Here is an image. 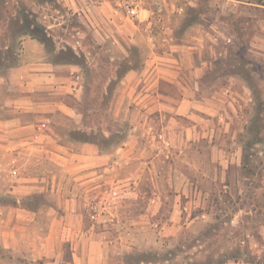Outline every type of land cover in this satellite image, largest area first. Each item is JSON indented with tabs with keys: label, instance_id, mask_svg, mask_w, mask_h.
<instances>
[{
	"label": "rangeland",
	"instance_id": "1",
	"mask_svg": "<svg viewBox=\"0 0 264 264\" xmlns=\"http://www.w3.org/2000/svg\"><path fill=\"white\" fill-rule=\"evenodd\" d=\"M112 3L0 0V75L21 63L24 38L39 36L68 84L33 95L53 101L44 120L67 159L21 153V174L46 178V195L26 204L64 212L77 197L110 264H264V0H168L183 8L168 31ZM197 61L202 87L189 70ZM236 73L254 93L241 78L230 86ZM55 216L46 210L27 231L39 238Z\"/></svg>",
	"mask_w": 264,
	"mask_h": 264
},
{
	"label": "crops",
	"instance_id": "2",
	"mask_svg": "<svg viewBox=\"0 0 264 264\" xmlns=\"http://www.w3.org/2000/svg\"><path fill=\"white\" fill-rule=\"evenodd\" d=\"M171 6L176 5L168 3V13L160 23L164 29L168 27L167 18L170 13L175 12V8ZM176 7L179 11L183 10ZM147 13L149 14L144 11L139 21H147L150 25ZM198 23L193 21L188 24L184 32L189 34L190 29H196ZM168 30L169 28L166 29ZM22 43L24 53L21 63L8 69L6 75H0V83L11 84L7 92L0 88V166L4 163L9 165L11 172L8 178L0 174V264H110L106 258L104 241L88 235L85 231L84 214L78 209L77 197L66 199L64 212L53 206L43 208L42 205L26 204L36 195L45 194L43 184L46 178L23 176L20 170L21 153L28 148L32 149L34 155L52 152L57 161L62 159L63 162L67 159L62 154L63 150L61 151L66 146L57 140L55 130L44 120L47 118L45 112L49 111L47 108L53 105V101L33 95L52 84H61L63 87H68V84L61 83L64 81L59 75L62 65L46 58L45 46L39 39L29 36ZM186 46L188 51H191L190 48L194 51L202 50L198 45ZM190 67V72L196 77L197 86L202 87L204 62L197 61ZM230 78L231 87L241 78L242 86L254 93L252 85L241 73L231 75ZM187 101L192 102V99L186 94L182 98V107ZM28 111L35 113L34 119L29 120ZM79 165L75 163L73 167ZM46 210L56 216L50 218L46 233L35 238L27 230L31 225L40 222L39 217ZM62 236L70 242V261H66L62 255Z\"/></svg>",
	"mask_w": 264,
	"mask_h": 264
},
{
	"label": "built area",
	"instance_id": "3",
	"mask_svg": "<svg viewBox=\"0 0 264 264\" xmlns=\"http://www.w3.org/2000/svg\"><path fill=\"white\" fill-rule=\"evenodd\" d=\"M148 3L153 4L151 9L147 7ZM112 4L117 12L125 14L133 22L141 20L142 13L148 11L150 25L163 22L168 13V0H113ZM174 8V11L179 10L176 6Z\"/></svg>",
	"mask_w": 264,
	"mask_h": 264
},
{
	"label": "trees",
	"instance_id": "4",
	"mask_svg": "<svg viewBox=\"0 0 264 264\" xmlns=\"http://www.w3.org/2000/svg\"><path fill=\"white\" fill-rule=\"evenodd\" d=\"M34 38H35V36H33ZM37 39H39V40H41L43 43H45V39H43L42 37H36ZM138 255V254H137ZM137 255H133V257H135L136 258V260L137 261H139V262H145V261H150V262H153L152 260H150V257L149 258H140V257H137ZM150 255H152V253L150 254ZM153 255L154 256H156V255H159L157 252L156 253H153Z\"/></svg>",
	"mask_w": 264,
	"mask_h": 264
}]
</instances>
